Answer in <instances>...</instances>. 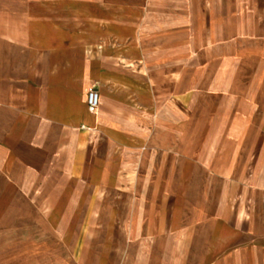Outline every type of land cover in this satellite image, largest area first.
Returning <instances> with one entry per match:
<instances>
[{
    "label": "crops",
    "instance_id": "1",
    "mask_svg": "<svg viewBox=\"0 0 264 264\" xmlns=\"http://www.w3.org/2000/svg\"><path fill=\"white\" fill-rule=\"evenodd\" d=\"M0 244L264 264V0H0Z\"/></svg>",
    "mask_w": 264,
    "mask_h": 264
},
{
    "label": "built area",
    "instance_id": "2",
    "mask_svg": "<svg viewBox=\"0 0 264 264\" xmlns=\"http://www.w3.org/2000/svg\"><path fill=\"white\" fill-rule=\"evenodd\" d=\"M100 99L97 90H91L87 95V107L91 113H95L99 107Z\"/></svg>",
    "mask_w": 264,
    "mask_h": 264
},
{
    "label": "bare ground",
    "instance_id": "3",
    "mask_svg": "<svg viewBox=\"0 0 264 264\" xmlns=\"http://www.w3.org/2000/svg\"><path fill=\"white\" fill-rule=\"evenodd\" d=\"M59 35H60V34H59ZM63 37H64V36H63ZM60 38H61V37H60ZM61 39H62V38H61ZM65 51H67V50H65ZM65 51H64L63 54H65ZM67 53H68V51H67ZM70 55L72 56L73 53H71ZM63 57H64V55H63ZM64 71H65V70H64ZM64 71L62 70V72H64ZM68 73H69V72L67 71V74H68ZM66 76H68V75H64V77H66ZM36 229H37V228H36ZM41 229H42V228H41ZM25 230H26V228H25ZM39 230H40V229H39ZM11 231H12V230H11ZM3 232H4V231H3ZM14 232L17 233L18 230H17V231H14ZM30 232H31V231H30ZM30 232H29V234H30ZM35 232H36V231H35ZM44 232H45V231H44ZM44 232H43V233H44ZM4 233H5V232H4ZM33 233H34V232H33ZM38 233H39V232H38ZM41 233H42V232H41ZM1 234H2V233H1ZM24 234H25V233H24ZM39 234H40V233H39ZM12 235H13V234H12ZM15 235H16V234H15ZM31 235H32V234H31ZM43 235H44V234H43ZM13 236H14V235H13ZM17 236H18V235H17ZM19 236H20V235H19ZM36 236H37V235H36ZM36 236H35V237H36ZM35 237H34V238H35ZM6 238H7V237H6ZM31 238H32V237H31ZM34 238H33V239H34ZM1 239H2V238H1ZM3 239H4V237H3ZM28 239H29V238H28ZM6 240H7V239H6ZM31 240H32V239H31ZM46 240H48V239H46ZM46 240H45V241H46ZM16 241H17V240H16ZM25 241H26V240H25ZM25 241H24V242H25ZM45 241H43L42 243H44ZM3 242H4V241H3ZM14 242H15V241H14ZM21 243H22V242H21ZM42 243H41V244H42ZM11 244H12V243H11ZM16 244H19V243H16ZM37 244H39V243H37ZM51 244H52V243H51ZM0 245H1V244H0ZM24 245H25V243H24ZM24 245H23V248H24ZM26 245H27V243H26ZM28 245H29V244H28ZM48 245H49V243L47 244V246H48ZM21 246H22V245H21ZM7 247H8V246H7ZM25 247H26V246H25ZM5 248H6V246H5ZM5 248H4V249H5ZM12 248H15V247H12ZM2 249H3V248H2ZM6 249H7V248H6ZM16 249H17V248H16ZM19 249H20V248H19ZM8 250H9V249H8ZM8 250H7V251H8ZM28 250H29V249H28ZM28 250H27V251H28ZM34 250H36V249H34ZM1 251L4 253L5 250H1ZM14 251H15V250H14ZM32 251H33V250H32ZM147 251H148V250H147ZM10 252H11V251H9V255H10ZM18 252H19V251H18ZM21 252H22V251H21ZM149 252H150V251H149ZM23 253H24V252H23ZM27 253H28V252H27ZM30 253H31V252H30ZM1 254H2V253H1ZM7 254H8V253H6V255H7ZM25 254H26V253H25ZM6 255H5V256H6ZM18 255H19V254H18ZM18 255H17V256H18ZM32 255H33V254H32ZM149 255H150V254H149ZM5 256H3V258H4ZM51 256H52V255H51ZM152 256H153V255H152ZM14 257H15V256H14ZM14 257H11V256H10L11 259H13ZM0 258H2V255H1ZM7 258H9V256H8ZM7 258H6V259H7ZM25 258H26V257H25ZM6 259H5V260H6ZM15 259H16V258H15ZM50 259H51V258H50ZM147 260H148V259H147ZM12 261H13V260H12ZM1 262H2V261H1ZM6 262H7V261H5L4 263H6ZM8 262L10 263L9 260H8Z\"/></svg>",
    "mask_w": 264,
    "mask_h": 264
}]
</instances>
